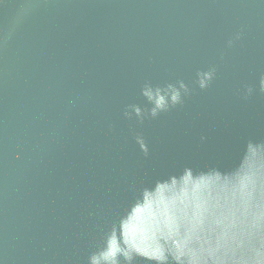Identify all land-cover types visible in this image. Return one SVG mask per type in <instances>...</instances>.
<instances>
[{
  "label": "water",
  "instance_id": "water-1",
  "mask_svg": "<svg viewBox=\"0 0 264 264\" xmlns=\"http://www.w3.org/2000/svg\"><path fill=\"white\" fill-rule=\"evenodd\" d=\"M0 264H264V0H0Z\"/></svg>",
  "mask_w": 264,
  "mask_h": 264
}]
</instances>
